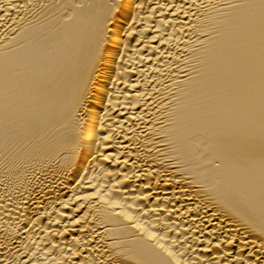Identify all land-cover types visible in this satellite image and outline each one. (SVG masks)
<instances>
[{"label":"bare ground","instance_id":"6f19581e","mask_svg":"<svg viewBox=\"0 0 264 264\" xmlns=\"http://www.w3.org/2000/svg\"><path fill=\"white\" fill-rule=\"evenodd\" d=\"M0 264H264V0H0Z\"/></svg>","mask_w":264,"mask_h":264}]
</instances>
